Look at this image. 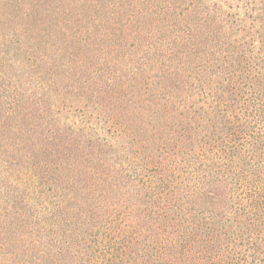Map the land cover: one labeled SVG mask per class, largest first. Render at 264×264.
I'll return each mask as SVG.
<instances>
[{"label":"trees","instance_id":"obj_1","mask_svg":"<svg viewBox=\"0 0 264 264\" xmlns=\"http://www.w3.org/2000/svg\"><path fill=\"white\" fill-rule=\"evenodd\" d=\"M0 264H264V0H0Z\"/></svg>","mask_w":264,"mask_h":264}]
</instances>
